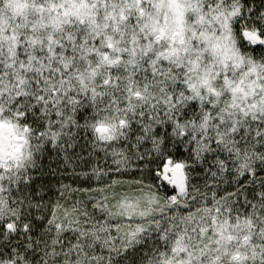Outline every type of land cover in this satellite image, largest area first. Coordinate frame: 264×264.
<instances>
[{
    "label": "snow or ice",
    "instance_id": "6c2138e0",
    "mask_svg": "<svg viewBox=\"0 0 264 264\" xmlns=\"http://www.w3.org/2000/svg\"><path fill=\"white\" fill-rule=\"evenodd\" d=\"M0 264H264V0H0Z\"/></svg>",
    "mask_w": 264,
    "mask_h": 264
}]
</instances>
